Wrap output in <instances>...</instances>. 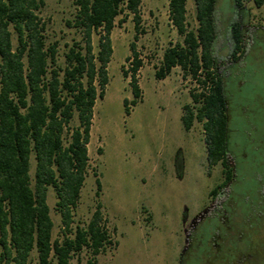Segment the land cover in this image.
<instances>
[{
    "label": "trees",
    "instance_id": "obj_1",
    "mask_svg": "<svg viewBox=\"0 0 264 264\" xmlns=\"http://www.w3.org/2000/svg\"><path fill=\"white\" fill-rule=\"evenodd\" d=\"M191 1L196 24L192 29L186 21L187 0H167L169 23L181 41L163 49L153 76L162 80L178 68L182 77L195 83L196 89L189 92L191 104L181 107V126L188 131L193 123L199 124L209 168L219 161L224 166L228 95L234 92L227 85L232 81L238 88L239 81L234 80L238 75L224 73L235 69L244 53L241 20L246 18V0H224L231 6L233 20L226 24L231 52L223 69L214 56L217 0ZM250 1L255 8L264 4V0ZM140 3L71 0L74 13L64 24L79 40L65 46L60 67L57 43H46L45 23L38 17L43 0H0V264H31L32 252L35 264H69L83 250L89 256L85 264H95V257L111 246L98 202L86 224L74 223L73 215L87 176L92 109L107 85L109 35L116 17L130 16L136 39ZM93 34L97 35L95 53ZM129 53V75L121 71L124 79L129 78L133 97L129 103L122 101L126 115L128 105L140 99L136 74L141 61L133 43ZM73 117L76 125L70 126ZM176 169L180 176L179 162ZM94 182L97 199L100 186L97 178ZM47 188L54 194L60 224L59 238L53 240Z\"/></svg>",
    "mask_w": 264,
    "mask_h": 264
},
{
    "label": "rangeland",
    "instance_id": "obj_2",
    "mask_svg": "<svg viewBox=\"0 0 264 264\" xmlns=\"http://www.w3.org/2000/svg\"><path fill=\"white\" fill-rule=\"evenodd\" d=\"M243 6L244 53L234 64L235 69L224 73L230 77L240 72L234 80L243 82L239 88L232 81L227 85L228 91L231 88L234 91L232 120L228 125L234 133L228 148L234 143H244L243 131L252 140L247 144L246 160L237 164L235 182L229 187L236 205L239 195L250 189L251 182L257 185L251 168L259 169L264 183V4L255 8L246 0ZM230 7L224 0H217L214 8V56L221 69L229 62L231 52L226 30V24L233 20ZM73 13L71 0H43L38 13L45 23L46 43H57L56 62L60 67L65 46L79 40V35L64 24ZM140 18L139 33L133 39L130 16L116 17L109 35L112 53L106 68L107 85L92 109L87 176L73 222L86 224L95 203L100 204L112 244L95 257V264H177L183 244L184 217L188 222L200 212L207 204L209 191L220 182L218 167L209 168L207 164L200 125L193 123L185 131L180 123L181 107L191 104L189 92L196 89L195 83L182 77L178 68H173L162 80L153 76L163 49L181 41L169 23L167 0H141ZM186 21L189 28L195 27L191 0L186 2ZM91 43L95 53L96 34L92 35ZM130 43L141 61L136 74L140 99L135 105H128L126 115L122 101L129 103L133 97L127 84L129 78L124 79L121 71L129 75ZM240 106H246L244 120L238 116ZM75 125L73 117L70 126ZM251 146L256 148L255 152ZM178 162L180 176L176 169ZM32 171L30 159V177ZM95 178L100 186L97 199ZM54 202V194L47 188L51 240L59 238V216ZM88 257L83 250L69 264H85ZM30 259L35 264L33 252Z\"/></svg>",
    "mask_w": 264,
    "mask_h": 264
},
{
    "label": "flooded vegetation",
    "instance_id": "obj_3",
    "mask_svg": "<svg viewBox=\"0 0 264 264\" xmlns=\"http://www.w3.org/2000/svg\"><path fill=\"white\" fill-rule=\"evenodd\" d=\"M239 74H233L232 78ZM237 82L239 88L243 82ZM228 98L225 165L219 161L211 167H218L220 182L209 191L207 204L200 212L188 222L184 217L183 244L177 264H264V183L259 169L251 168V174L258 179L257 185L251 182L250 189L239 195L237 205L232 201L233 192L229 188L235 182L237 164L246 160L247 144L252 140L243 131L244 143H234L228 148L234 133L228 129L233 93ZM245 108H238V116L243 120ZM251 150L255 152L256 148L251 146Z\"/></svg>",
    "mask_w": 264,
    "mask_h": 264
},
{
    "label": "crops",
    "instance_id": "obj_4",
    "mask_svg": "<svg viewBox=\"0 0 264 264\" xmlns=\"http://www.w3.org/2000/svg\"><path fill=\"white\" fill-rule=\"evenodd\" d=\"M90 138V137H89Z\"/></svg>",
    "mask_w": 264,
    "mask_h": 264
}]
</instances>
